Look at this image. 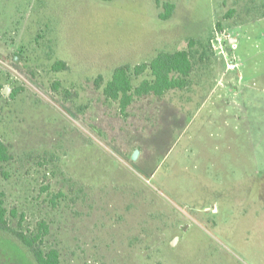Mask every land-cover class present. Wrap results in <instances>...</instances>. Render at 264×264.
<instances>
[{"label": "rangeland", "instance_id": "1", "mask_svg": "<svg viewBox=\"0 0 264 264\" xmlns=\"http://www.w3.org/2000/svg\"><path fill=\"white\" fill-rule=\"evenodd\" d=\"M159 2L0 0L9 226L44 223L61 264H264V0ZM191 39L186 89L125 112L104 96L116 68ZM0 264L36 263L0 231Z\"/></svg>", "mask_w": 264, "mask_h": 264}, {"label": "trees", "instance_id": "2", "mask_svg": "<svg viewBox=\"0 0 264 264\" xmlns=\"http://www.w3.org/2000/svg\"><path fill=\"white\" fill-rule=\"evenodd\" d=\"M157 3L158 5L160 4L159 0H157ZM163 8L164 12L160 17L168 20L173 16L176 4L165 2ZM198 43L197 40L191 39L186 50L160 52L150 62L134 67L123 65L116 68L112 78L103 88L104 96L108 100L118 103L120 110L125 112L138 99H145L151 96L162 97L169 91L186 89L194 72L193 49ZM52 69L54 72H61L67 70L68 66L66 62L59 61L53 64ZM144 75L147 77L138 85H134L133 77L138 78ZM101 79L100 77L96 81L97 86L100 85ZM65 96L69 99L72 98L69 92H65ZM11 159L9 147L0 139V164L9 163ZM3 197L4 194L0 190V231L10 232L24 244L29 249L36 264H61L60 253L57 249L43 248L42 241L48 234V227L44 223L38 225L37 233L31 234L18 232L9 226V212L5 208ZM10 214L16 217L15 211L10 212Z\"/></svg>", "mask_w": 264, "mask_h": 264}, {"label": "water", "instance_id": "3", "mask_svg": "<svg viewBox=\"0 0 264 264\" xmlns=\"http://www.w3.org/2000/svg\"><path fill=\"white\" fill-rule=\"evenodd\" d=\"M236 41V39L235 38H233L232 40H231V42H235ZM3 93L7 96V97H10V94H11V89H9V88H6L4 91H3ZM138 151L137 152H134V154H133V156H132V160L133 161H136L137 160V158H138Z\"/></svg>", "mask_w": 264, "mask_h": 264}, {"label": "built area", "instance_id": "4", "mask_svg": "<svg viewBox=\"0 0 264 264\" xmlns=\"http://www.w3.org/2000/svg\"><path fill=\"white\" fill-rule=\"evenodd\" d=\"M238 67H239V64L236 62V58L229 60V63H228V69L229 70L234 71V70L238 69Z\"/></svg>", "mask_w": 264, "mask_h": 264}]
</instances>
